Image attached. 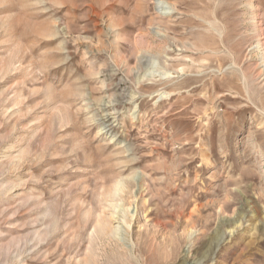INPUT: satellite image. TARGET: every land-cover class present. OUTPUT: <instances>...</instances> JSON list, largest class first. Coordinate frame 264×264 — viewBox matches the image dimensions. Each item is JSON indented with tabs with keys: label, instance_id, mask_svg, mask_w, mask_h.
<instances>
[{
	"label": "rangeland",
	"instance_id": "rangeland-1",
	"mask_svg": "<svg viewBox=\"0 0 264 264\" xmlns=\"http://www.w3.org/2000/svg\"><path fill=\"white\" fill-rule=\"evenodd\" d=\"M161 1L0 0V264H264V0Z\"/></svg>",
	"mask_w": 264,
	"mask_h": 264
},
{
	"label": "bare ground",
	"instance_id": "bare-ground-1",
	"mask_svg": "<svg viewBox=\"0 0 264 264\" xmlns=\"http://www.w3.org/2000/svg\"><path fill=\"white\" fill-rule=\"evenodd\" d=\"M153 1H155L154 2V4H155V6H156V8H157V10H165V9H170V7L169 6H171L169 3H167V2H162L161 0H153ZM163 14V13H162ZM142 56V55H141ZM146 58L147 57H144V56H142L140 59H139V62H140V64H142V63H146L147 61H146ZM143 65V64H142ZM146 66V65H145ZM126 189V187L125 186H123L122 187V192H124V190ZM127 191V190H126ZM142 194V193H141ZM139 197V196H138ZM123 207V206H122ZM124 209V208H123ZM119 217H120V219L122 220V222H124V224L125 225H127V226H129V224L131 223V219H132V217H133V215L131 214V211H129L128 209L127 210H123L122 211V216L121 215H119ZM123 224V223H122Z\"/></svg>",
	"mask_w": 264,
	"mask_h": 264
}]
</instances>
